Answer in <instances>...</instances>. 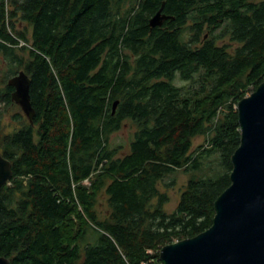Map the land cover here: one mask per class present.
<instances>
[{
    "label": "trees",
    "instance_id": "16d2710c",
    "mask_svg": "<svg viewBox=\"0 0 264 264\" xmlns=\"http://www.w3.org/2000/svg\"><path fill=\"white\" fill-rule=\"evenodd\" d=\"M162 4L174 20L150 31ZM20 73L32 123L8 85ZM263 82L264 0H0V106L19 110L0 135L13 171L0 255L161 264L162 248L212 226L240 145L237 105ZM127 123L126 150L111 140ZM216 154L219 170L202 173ZM177 171L190 177L168 213L160 185Z\"/></svg>",
    "mask_w": 264,
    "mask_h": 264
},
{
    "label": "water",
    "instance_id": "95a60500",
    "mask_svg": "<svg viewBox=\"0 0 264 264\" xmlns=\"http://www.w3.org/2000/svg\"><path fill=\"white\" fill-rule=\"evenodd\" d=\"M164 4L149 20L150 31L174 18ZM13 101L32 123L30 82L9 80ZM118 102L113 105V114ZM240 145L232 156L231 185L216 200L212 226L194 238L162 248L161 264H264V82L237 105ZM12 163L0 154V191L12 178ZM0 264L10 260L0 255Z\"/></svg>",
    "mask_w": 264,
    "mask_h": 264
},
{
    "label": "rangeland",
    "instance_id": "374dc122",
    "mask_svg": "<svg viewBox=\"0 0 264 264\" xmlns=\"http://www.w3.org/2000/svg\"><path fill=\"white\" fill-rule=\"evenodd\" d=\"M255 1L259 2L262 0H255ZM223 42L225 44H230L232 49L236 47V45L231 44V42L228 39H226ZM175 83L178 86H187V85L189 86V84L182 82L179 79L175 80ZM0 110L3 111V113L0 112V135L1 134H7V133H10V132L18 129L19 123H17L14 120V115L19 111L18 108L10 107V108H6L4 110L3 106H0ZM135 129L136 128L134 126H131L130 124L127 123L126 126L123 128V130H121L120 132H118L117 134H115L112 137V140H111L112 145H120L121 144V145L125 146V148L127 150L129 142L134 137L133 133H134ZM203 142H204L203 137L197 138L195 141V149L197 147H199L201 144H203ZM203 169L204 170L202 171V173H207V174L209 173L210 176L214 175V172L219 170L218 155L217 154L213 155L208 160H205V163L203 165ZM210 170H212V171H210ZM189 177H190L189 174H186L185 172H182V171H177L173 176H170L165 181L166 184H171V183L175 182L174 185L170 186L169 188H166L164 185H160L161 192L167 193L170 197V201L166 205V211L168 213H172L176 210L177 205L179 203L181 191L187 185ZM105 204L106 203L103 200V205H101V207H99V213H100V216L102 218H103V215H105L107 213V206Z\"/></svg>",
    "mask_w": 264,
    "mask_h": 264
},
{
    "label": "flooded vegetation",
    "instance_id": "af4514ba",
    "mask_svg": "<svg viewBox=\"0 0 264 264\" xmlns=\"http://www.w3.org/2000/svg\"><path fill=\"white\" fill-rule=\"evenodd\" d=\"M163 14H164V13H163ZM164 15H166V14H164ZM167 16H168V15H167ZM169 17H170V16H169ZM168 21H169V20L165 21L163 25H166ZM163 25H162V26H163ZM206 38H207V36L205 37V39H206ZM205 39H204V40H205ZM202 42H203V41H202ZM202 42H201V43H202Z\"/></svg>",
    "mask_w": 264,
    "mask_h": 264
}]
</instances>
